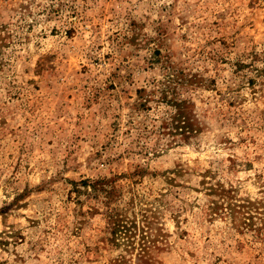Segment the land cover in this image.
I'll list each match as a JSON object with an SVG mask.
<instances>
[{
  "label": "rangeland",
  "instance_id": "374dc122",
  "mask_svg": "<svg viewBox=\"0 0 264 264\" xmlns=\"http://www.w3.org/2000/svg\"><path fill=\"white\" fill-rule=\"evenodd\" d=\"M0 264H264V0H0Z\"/></svg>",
  "mask_w": 264,
  "mask_h": 264
}]
</instances>
